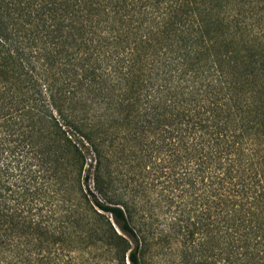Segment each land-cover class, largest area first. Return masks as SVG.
<instances>
[{"label": "trees", "instance_id": "obj_1", "mask_svg": "<svg viewBox=\"0 0 264 264\" xmlns=\"http://www.w3.org/2000/svg\"><path fill=\"white\" fill-rule=\"evenodd\" d=\"M155 187L264 264V0H0V264H145Z\"/></svg>", "mask_w": 264, "mask_h": 264}, {"label": "rangeland", "instance_id": "obj_2", "mask_svg": "<svg viewBox=\"0 0 264 264\" xmlns=\"http://www.w3.org/2000/svg\"><path fill=\"white\" fill-rule=\"evenodd\" d=\"M86 162V167L93 171L94 159L91 152H86ZM156 183H158L157 180ZM87 187L98 195L93 188L91 179L88 181ZM154 189L147 195L149 201L144 207L145 211L143 209L140 211L141 215L150 214L149 222L152 224L153 230L150 244L144 255L145 264H214L215 257L210 250L209 238L201 229H195L192 224L195 218L194 212L190 214V219H188L190 204L186 202L187 197L183 198L181 206L177 207L175 203L170 208L164 196L165 192L160 187ZM141 198L143 195L139 199L141 200ZM176 200L180 201L181 198ZM184 211L188 213H184ZM173 215L181 216L182 221L179 224L181 227L172 223L174 221ZM189 230H195L194 234H190ZM104 258L102 256L101 260ZM215 264L219 263L216 262Z\"/></svg>", "mask_w": 264, "mask_h": 264}]
</instances>
